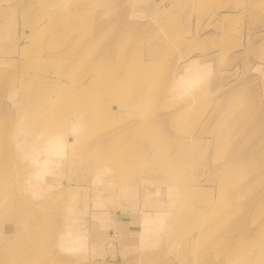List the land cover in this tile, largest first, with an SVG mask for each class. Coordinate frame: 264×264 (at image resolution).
Wrapping results in <instances>:
<instances>
[{
    "label": "rangeland",
    "instance_id": "374dc122",
    "mask_svg": "<svg viewBox=\"0 0 264 264\" xmlns=\"http://www.w3.org/2000/svg\"><path fill=\"white\" fill-rule=\"evenodd\" d=\"M56 53L85 61L68 71ZM125 62L148 68L144 103L115 100L118 111L113 102L104 119L78 118L76 132L63 126L50 142L17 143L26 128L50 130L45 107L23 123L25 82L65 80L81 100L57 127L123 76ZM141 125L163 140V160L190 151L186 201L167 174L138 176L135 166L117 178L101 166L94 142L120 129L133 128L124 152L154 150ZM131 153L119 160L136 163ZM0 178L9 190L0 264H264V0H0ZM182 211L185 221L174 220Z\"/></svg>",
    "mask_w": 264,
    "mask_h": 264
},
{
    "label": "bare ground",
    "instance_id": "6f19581e",
    "mask_svg": "<svg viewBox=\"0 0 264 264\" xmlns=\"http://www.w3.org/2000/svg\"><path fill=\"white\" fill-rule=\"evenodd\" d=\"M98 57H101V56H98ZM51 58H53V60H55V62L58 61L60 64L64 61L69 62V64L66 65V68L68 71L75 69L77 66L83 65L84 61H85L83 57H77V58L76 57L75 58L67 57V58H64V57H59V54H57V53L53 54V56H51ZM97 62L98 63L102 62V63L106 64L108 61L98 59ZM127 63L128 62H125L124 64L121 63V64H123L122 71H121L123 76H121V77L118 76L115 79L116 82L115 81H114V83L111 82L108 85V88H105L99 92H95V95H93V98L90 101H84L82 103V107L80 109L77 108V110L75 112L76 116L74 119L72 118L68 121L66 120V124H64V122H62L61 125L57 126L58 128L56 127L57 124L55 125V121L61 119L62 116L64 117L63 108H65V106L69 103H73L76 107H79L81 105V100L77 99V97L71 98L67 95V86H66V83H64L65 80L61 81L59 79L58 81H54L53 83L48 82V83L44 84L45 86L41 87L40 89H36L35 87H33L34 83H31L28 81L25 82L24 86H22V87L27 88L26 90H28V91L25 94V98H24L25 103L22 104L21 109H24L25 107H26L25 110L29 109L27 111L30 112V116L27 117L26 121L23 123L29 125L35 119L37 121L42 119L43 118V116H42L43 110L42 109H43V107H45L44 113H45V115L47 114V116L45 117V121H46V124L50 128L51 131L49 130L46 132V131L40 130L39 127H36L33 129L26 128L25 132L27 134H22V136L19 138V140L17 138V143L19 144L20 142H22L21 145H25V144H30V143H42L45 140L50 142L51 138L53 136L55 137V135H58L57 134V133H59L58 130L60 129V127H63V126H64V128L69 127V131L71 130L73 132H76L79 130V127H78L79 124L77 123L78 118H79V122L82 121V119L85 120V122L83 123V126L84 125L86 126L87 122L92 121L94 123V122L99 121L100 119H104L107 116H110V114H109L110 112L108 111V105L109 104H113V102H114V104L112 105L113 109L115 110V112L119 110V105L115 104L116 101L117 102L120 101L121 103H124L127 105H131L132 103H137V104L138 103H144L145 102V100H144L145 94L143 96L144 84L150 78L149 75L147 76V74H146V77H144V74L146 73L145 71H147L148 68H147V66L145 67L144 65H138L137 64L136 69H134L133 66H130L131 67L130 70H128L127 68L124 69V67ZM106 65H104V66H106ZM144 79H146L145 82L143 81ZM90 81L91 82H97V81L101 82V77H99V75H94L90 79ZM98 87L99 86H97V88ZM52 88H55V91L58 93L56 98H54L55 96L53 97L52 92L49 93V91ZM39 94L43 95L42 98H38ZM28 102H31V103L28 104ZM37 104H38V106H37ZM35 107H37V109ZM40 107H41L42 111H40ZM51 109L53 110L52 113H54V114L49 112ZM35 110L40 111V113L35 112ZM48 114H52V115L48 116ZM22 119H23V117H19L18 123H20V121H22ZM43 123H44V121H43ZM52 123H53V127H55L53 129L51 128ZM141 127H142V131H140V135L144 136L142 133L146 132L148 135L151 136L150 142H149V147L151 146L154 148V150L151 153L144 154L145 156H143L141 153H136V154L134 152L131 153L130 149H129V151L127 150L124 152V145H126V143L124 142V138H125L124 133H127L128 135L132 134L131 132L133 131V128H129V127L127 129L125 128V130L123 132L120 129L119 133H116L114 135L108 134L107 138L109 140L112 139L111 142L106 143V144H102L103 143L102 137L97 138V140L99 141L98 143L94 142L93 146L96 149V155H97L98 159L108 163L107 165H106V163L101 164V166L106 167L107 169H110L111 166L114 167V169L116 168L114 175L117 178H128V177H130L131 174L129 173V169L130 168L133 169V168H135V166H137V168H139V169H137V172H136V173H138V176H141L142 174H149V173L157 174L158 172L167 174L169 177L174 178L173 180L178 186L177 191L179 192V195L181 194V196L186 201L187 197L191 196V193H190V189H188L189 188L188 185L185 183V181H183L182 176H183L184 165H185V163L187 164V162L185 161V157L190 156V154H189L190 151L186 150V148H184L185 150L183 152H180L179 155H176L175 156L176 158L175 157L172 158L173 160L172 159L163 160V158L161 157L162 148H160V146L163 147V144H162L163 140L162 139L157 140V138H159V137L158 136L154 137L155 136L154 133L147 131V129L143 131V129L146 128V125H143V126L141 125L140 128ZM61 138H63V137H61ZM72 139L73 140L71 141V144H73L76 140L73 137H72ZM182 144H184V143L182 142ZM83 145H85V144H83ZM157 145H158V147H157ZM227 151H228V149H227ZM130 153H131V155L136 157L134 159V161L136 163H130L126 159L125 160H119V157L122 154H125L126 156L125 155L124 156L128 157ZM164 154H165V156H168L167 151H164ZM42 161H43L42 162V165H43V164L48 163V161H50V159L44 158ZM110 164H112V165H110ZM226 164H229V163H226ZM35 169H37V167H35ZM132 172H134V171H132ZM229 178L230 177H229L228 169L223 168V171H222L221 177H220L221 183L228 184ZM6 184H7V182L4 179L0 178V200L2 199L1 197H4L8 194L9 190L6 187ZM6 204L11 205L12 202L8 203L6 200ZM185 204H187V203H185ZM186 208H187V206L185 207V209ZM4 211H5V207H2L0 209V212H4ZM19 212L21 214H23V210H19ZM96 215L98 216L99 214L96 213ZM180 216L182 218V221L184 222L185 221L184 218L186 216L185 211H182L181 215H176V217L174 215V218H175L174 220H176ZM158 219H160V217L157 218V221H158ZM177 222H178V220H177ZM109 224L111 225V221H109ZM146 229L151 230L150 227H148ZM154 231H155V229H154ZM193 239H191V241H193Z\"/></svg>",
    "mask_w": 264,
    "mask_h": 264
},
{
    "label": "crops",
    "instance_id": "0c3cea01",
    "mask_svg": "<svg viewBox=\"0 0 264 264\" xmlns=\"http://www.w3.org/2000/svg\"><path fill=\"white\" fill-rule=\"evenodd\" d=\"M125 212V211H124ZM121 214V213H120ZM112 220V219H111ZM114 220H112L111 221V225H112V227H115V223L116 224H119L118 225V227L119 228H121V229H123V230H127V231H129V226L127 225V224H125V222H119V223H117V222H113ZM117 227V226H116Z\"/></svg>",
    "mask_w": 264,
    "mask_h": 264
}]
</instances>
